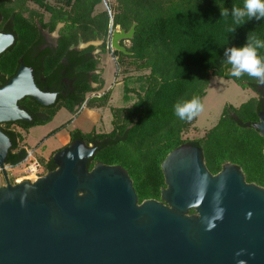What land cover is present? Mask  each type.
<instances>
[{
  "label": "trees",
  "instance_id": "16d2710c",
  "mask_svg": "<svg viewBox=\"0 0 264 264\" xmlns=\"http://www.w3.org/2000/svg\"><path fill=\"white\" fill-rule=\"evenodd\" d=\"M116 2L113 15H109L107 10L95 13L102 0H55V5L50 0H0V33L14 37L13 44L0 55V88L23 63L32 69L37 88L58 96L48 107L26 97L18 106L30 115L31 121L0 125L11 143L6 165L16 167L27 156V149L20 147L23 138L10 129L12 125L27 131L51 122L61 108L73 113L83 106H107L109 93L87 97L102 89L101 74H96L99 59L93 55L94 47L80 51L74 47L80 39L84 43L102 41L105 53L112 21L113 29L119 27L125 32L135 24L130 46L126 48L129 54L113 52L118 65L127 59L137 71L148 73L142 77L143 84L135 91L137 99L131 107L111 109L110 132H70V143L81 141L95 149L87 169L97 163L121 167L132 180L138 203L149 199L160 201L161 190L165 188L161 164L167 154L187 144L201 149L211 174H217L225 164H233L243 172L247 183L264 188V139L251 127L264 111V85L247 74L232 77V66L224 55L228 48L243 46L248 34L264 40V20L245 18L243 24L237 25L231 15L221 16L224 8L229 11L233 7L242 8L244 0ZM28 3L43 9L49 15L48 20L29 11ZM59 24L63 26L56 47L42 50L39 27L53 32ZM229 27L236 31L230 32ZM260 54L264 56V49ZM211 77L232 80L240 88L256 93L258 98L238 107L226 105L217 124L201 140L185 141L182 135L195 117L190 121L179 119L174 115V106L193 97L202 102ZM63 78L73 81L64 94L60 92ZM92 84L99 88H92ZM125 92L133 91L125 87ZM128 100L125 94L124 101ZM52 156L43 162L46 172L56 169Z\"/></svg>",
  "mask_w": 264,
  "mask_h": 264
},
{
  "label": "water",
  "instance_id": "95a60500",
  "mask_svg": "<svg viewBox=\"0 0 264 264\" xmlns=\"http://www.w3.org/2000/svg\"><path fill=\"white\" fill-rule=\"evenodd\" d=\"M134 27L125 32L110 21L111 51L129 54L121 42ZM13 42L0 33V55ZM102 43L80 39L77 49ZM26 97L48 107L57 94L37 88L21 63L0 88V125L31 121L18 106ZM251 127L264 139V111ZM10 147L0 130V264H264V188L233 164L211 174L198 147L167 154L161 200L141 203L121 167L87 169L95 149L81 141L53 154L55 170L16 183L7 174Z\"/></svg>",
  "mask_w": 264,
  "mask_h": 264
},
{
  "label": "rangeland",
  "instance_id": "374dc122",
  "mask_svg": "<svg viewBox=\"0 0 264 264\" xmlns=\"http://www.w3.org/2000/svg\"><path fill=\"white\" fill-rule=\"evenodd\" d=\"M50 4L55 5V0H50ZM117 7L116 0H102V3L96 7L95 13H99L102 11L109 10L111 15H113L115 8ZM27 8L29 11L38 13L44 19V21L48 20V14L41 8L37 7L33 3H28ZM108 8V9H107ZM28 16V14H25ZM57 25L55 30L53 31V35L61 29ZM63 26V25H62ZM119 29V27H116ZM115 28V29H116ZM124 47L130 46V41L121 42ZM94 47V56L99 59L98 64V74H101L103 67L104 74L106 79L108 80V86L113 88V100L110 103V107L113 109H124L127 107H131V105L137 99V91L140 86L143 84V78L147 75L148 72L145 71H137L134 66L129 65V60L123 59L122 64L118 65V58L111 53L109 50V44L106 48V52L103 53L101 49V45H95ZM103 55V56H102ZM105 55V56H104ZM115 57V59H114ZM117 81V82H116ZM125 87L128 91L133 92H125ZM94 89H98L99 86L93 87ZM103 89L94 92V96H99ZM100 93V94H98ZM127 95L129 100L127 102L124 101V95ZM89 97V96H88ZM251 98H258L257 94L249 89L240 88L235 82L232 80H226L223 78L211 77L210 84L206 91L205 97L202 99V104L204 105V110L199 113L195 118L190 127L183 133L182 139L185 141H198L201 140L206 133L212 129L220 119L223 108L226 105H231L233 107H238L242 103H245ZM109 109V107H108ZM106 113V112H104ZM103 113V114H104ZM112 115V113H111ZM109 112L101 116V120L99 121V126L95 128L96 131L99 132H109L113 128L112 122L109 123L108 119L111 117ZM71 119L70 114L66 110H61V112L56 116L55 121L45 127L38 128V136H27V145L29 148L27 150H35L33 153V158L38 160L42 166H44V160L40 157L47 158L52 150L55 148H61L68 141L69 131L73 128H80L84 131L89 130V126L92 127L91 124L87 123L84 117H81V121L75 122L71 121L66 127H63L59 133L54 135H49V131L56 128L59 125H65L66 122ZM69 122V121H68ZM85 122V123H84ZM87 123V124H86ZM104 124V127L102 125ZM3 128H7L2 125ZM10 129L15 131L22 132V129L16 125H12ZM23 133V132H22ZM24 134V133H23ZM25 144L20 143V147H24ZM25 148V147H24ZM37 152V154H36ZM48 157V159H50ZM23 166H17L7 171L8 178L11 183H15V179H18L23 176L21 172ZM45 173H47L45 171ZM0 184H2V180L0 179Z\"/></svg>",
  "mask_w": 264,
  "mask_h": 264
},
{
  "label": "clouds",
  "instance_id": "9594fccd",
  "mask_svg": "<svg viewBox=\"0 0 264 264\" xmlns=\"http://www.w3.org/2000/svg\"><path fill=\"white\" fill-rule=\"evenodd\" d=\"M231 15L234 24L241 25L247 20H264V0H244L243 7H233L230 11L227 8L221 10V16ZM230 32L236 29L229 27ZM264 49V40L256 35L248 34L246 43L241 47H231L225 50L224 55L227 63L231 64V76L241 78L244 74L257 78L261 85H264V56L260 50ZM204 110L199 97L177 103L174 106V115L181 120H192Z\"/></svg>",
  "mask_w": 264,
  "mask_h": 264
},
{
  "label": "crops",
  "instance_id": "0c3cea01",
  "mask_svg": "<svg viewBox=\"0 0 264 264\" xmlns=\"http://www.w3.org/2000/svg\"><path fill=\"white\" fill-rule=\"evenodd\" d=\"M129 46H126L125 48H128ZM103 56V55H102ZM105 56V55H104ZM114 59H115V57H114ZM101 69H102V72H101V81H102V91L104 92V93H98V94H100V95H103V94H105V93H109V96H108V103H107V106L105 107V108H96V107H94V108H88V107H85V106H83V107H81L80 109H75L74 110V112L73 113H71V112H69V111H67L66 109H64V108H61L60 110H58L57 111V113L55 114V116L53 117V119L51 120V122H49V123H47V124H45V125H42V126H36V127H33V128H30L29 130H27V131H23L22 130V132L24 133H22V132H20V131H18L20 134H21V136H22V138H23V144H25V149H28L29 148V146L27 145V143H26V141H27V136H29V135H32V136H38V131H37V129L38 128H45V127H47V126H49V125H51L54 121H55V118H56V116L61 112V110H66L67 112H68V114H70V116H71V119H69L67 122H66V124L65 125H59V126H57L56 128H54V129H52L51 131H49V135H54V136H56L58 133H59V131H61L62 129H64L63 127H66L68 124H70V122L71 121H74L75 120V122H78V121H81V117H84L85 118V120L87 121V123H89V124H91L92 125V127L93 128H91V126H89L88 128H89V130H87V131H84V130H82V129H80V128H73L72 130H70L69 131V136H68V141L64 144V146H62L61 148H55L54 150H52L51 152H50V154H49V156L48 157H50L51 155H53V153L54 152H56V151H58V150H60V149H62V148H64V147H66L67 145H69V143H70V132H72V131H74V130H79V131H81L82 133H89V132H92V131H95L96 133H104V132H99V131H96L95 130V128L97 127V126H99L100 124H99V121L102 119L101 118V116L102 115H104L105 117H107L106 116V113L107 112H109V114L111 115V107H110V103H111V101L113 100V96H114V93H113V88H111V86H108L107 84H108V80L106 79V77H105V74H104V69H103V67H101ZM117 82V81H116ZM92 86V88L95 86V87H97V86H99V85H97V84H92L91 85ZM99 95V96H100ZM90 96H93V95H89V97ZM88 97V96H87ZM108 107H109V109H108ZM104 112H106V113H104ZM104 113V114H103ZM108 118V117H107ZM108 121H109V123H111L112 122V115H111V117L108 119ZM85 123V122H84ZM86 123V124H87ZM99 124V125H98ZM102 125V124H101ZM102 127H104V124L102 125ZM110 132V131H109ZM105 133H107V132H105ZM36 154H37V152H36ZM43 160H44V162H46V161H48L49 159H48V157L47 158H43L42 156H40Z\"/></svg>",
  "mask_w": 264,
  "mask_h": 264
},
{
  "label": "built area",
  "instance_id": "2783aa9c",
  "mask_svg": "<svg viewBox=\"0 0 264 264\" xmlns=\"http://www.w3.org/2000/svg\"><path fill=\"white\" fill-rule=\"evenodd\" d=\"M107 12L109 15H111L109 10H107ZM109 50L111 51L110 48H109ZM111 53H113V51H111ZM34 152H35V150H27L26 158L23 160V162H21L18 165V166H23V169H21L23 176L18 178V179H15V183L20 182L22 180L34 181V180L38 179L39 177H41L45 174V171H46L45 167L42 166V164L38 160L33 158ZM12 168H14V167H10L7 165V171L12 169ZM0 179L2 180V184H0V186H1L4 184L1 169H0Z\"/></svg>",
  "mask_w": 264,
  "mask_h": 264
},
{
  "label": "flooded vegetation",
  "instance_id": "af4514ba",
  "mask_svg": "<svg viewBox=\"0 0 264 264\" xmlns=\"http://www.w3.org/2000/svg\"><path fill=\"white\" fill-rule=\"evenodd\" d=\"M39 30H40V32H41V35H42V46H41V48H42V50H50V49H52V48H55L56 47V44H57V39H58V37H59V31L57 32V34L56 35H53V32H49V31H47V30H42L40 27H39ZM78 47V46H77ZM77 47H74V49L75 50H78L77 49ZM80 51V50H79ZM94 55V54H93ZM63 72V74L65 73V71L63 70L62 71ZM96 74H98L97 72H96ZM72 80H67V79H65V78H63L62 80H61V83H60V85H61V93L62 94H64V89H66L69 85H71L72 84ZM58 97V96H57Z\"/></svg>",
  "mask_w": 264,
  "mask_h": 264
}]
</instances>
